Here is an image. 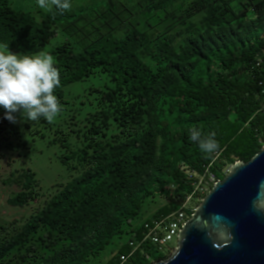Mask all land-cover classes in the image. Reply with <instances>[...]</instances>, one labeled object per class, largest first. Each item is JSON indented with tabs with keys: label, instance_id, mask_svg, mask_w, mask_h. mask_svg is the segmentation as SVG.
I'll use <instances>...</instances> for the list:
<instances>
[{
	"label": "trees",
	"instance_id": "trees-1",
	"mask_svg": "<svg viewBox=\"0 0 264 264\" xmlns=\"http://www.w3.org/2000/svg\"><path fill=\"white\" fill-rule=\"evenodd\" d=\"M34 3L0 0V50L51 54L63 108L15 123L0 108V182L16 191L10 205L32 207L0 226V264L101 263L125 237L105 264L168 260H151L149 228L209 173L223 180L264 150V0H71L63 14ZM90 80L107 82L86 110L70 104L67 88ZM192 127L215 132L208 158ZM40 140L67 173L46 189L26 161Z\"/></svg>",
	"mask_w": 264,
	"mask_h": 264
},
{
	"label": "water",
	"instance_id": "water-1",
	"mask_svg": "<svg viewBox=\"0 0 264 264\" xmlns=\"http://www.w3.org/2000/svg\"><path fill=\"white\" fill-rule=\"evenodd\" d=\"M264 180V150L238 162L198 205L180 247L156 264H264V213L252 200Z\"/></svg>",
	"mask_w": 264,
	"mask_h": 264
},
{
	"label": "clouds",
	"instance_id": "clouds-1",
	"mask_svg": "<svg viewBox=\"0 0 264 264\" xmlns=\"http://www.w3.org/2000/svg\"><path fill=\"white\" fill-rule=\"evenodd\" d=\"M37 5L47 12L56 10L60 14L72 8L71 0H37ZM60 84V72L51 54L44 51L33 54L13 53L9 45L0 50V108L5 110V119L10 122H16L14 113H20L25 121L44 118L51 122L63 108L54 94ZM189 139L198 145L205 158L219 149L215 132L204 134L192 127L189 129ZM252 208L264 213V180L258 184Z\"/></svg>",
	"mask_w": 264,
	"mask_h": 264
},
{
	"label": "rangeland",
	"instance_id": "rangeland-1",
	"mask_svg": "<svg viewBox=\"0 0 264 264\" xmlns=\"http://www.w3.org/2000/svg\"><path fill=\"white\" fill-rule=\"evenodd\" d=\"M16 3L23 5L25 9H32L34 1L37 0H15ZM62 40V37L55 39L54 43L60 42ZM107 82L106 80H102L98 83H96L95 80H90L88 82L82 83V84H76L71 85L67 88V100L71 103H77L80 106L82 105V102L87 103V98H92L93 96H90V89L92 86L101 85ZM80 96V97H79ZM77 98V99H75ZM83 106V105H82ZM70 107V105H68ZM84 108L86 106H83ZM87 107L85 108V110ZM87 112V111H86ZM21 116V115H20ZM65 116H61L59 120H63ZM58 119L56 121H59ZM31 153L27 157L26 161L27 163L37 172L38 177L42 181L43 187L46 189L50 186H52L55 181H59L60 179H64V177L67 176V173L65 171V168L60 164L58 160V150L49 147L46 142L40 140L37 141L33 147L31 146ZM33 161V162H32ZM6 177V176H5ZM15 189L13 187H9L6 185H3L0 182V226L2 225H8L11 222L18 221V224L21 225L27 220L31 213V206H27L24 208L15 207L9 204L10 197L15 193ZM201 202L194 201L192 204V208L197 207ZM154 209V207H153ZM155 210V209H154ZM191 210L189 211V213ZM153 215V212L151 211L147 218H150V216ZM191 218V217H190ZM128 242V237H125L124 239L120 241H116V243L113 246H110L106 249L105 252H103L101 255V263L92 262L90 264H105L106 261L110 258L112 252H117L119 248ZM178 240H176L172 247L176 248L178 246ZM168 251H159L156 246L153 247V249L150 251L151 260L157 259L161 255H167ZM174 254H170L169 258L173 256Z\"/></svg>",
	"mask_w": 264,
	"mask_h": 264
},
{
	"label": "built area",
	"instance_id": "built-area-1",
	"mask_svg": "<svg viewBox=\"0 0 264 264\" xmlns=\"http://www.w3.org/2000/svg\"><path fill=\"white\" fill-rule=\"evenodd\" d=\"M261 85L264 90V81L261 82ZM218 181L219 180L214 174L209 173L206 178H203L199 182L196 191L185 199L182 206L176 212L160 219L159 221H156L155 224L149 228L146 239L150 240L159 251H168V255L176 253L180 247V235L184 230V226L190 219L188 211L191 210L190 214L192 215L196 209V207L191 209L193 200L197 195L196 192L206 194ZM176 240L179 241L178 246L173 248L172 245ZM126 261L127 259L123 258V263Z\"/></svg>",
	"mask_w": 264,
	"mask_h": 264
}]
</instances>
